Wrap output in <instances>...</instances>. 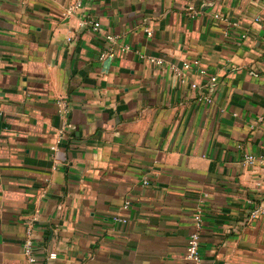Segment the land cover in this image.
Masks as SVG:
<instances>
[{"label": "crops", "instance_id": "crops-1", "mask_svg": "<svg viewBox=\"0 0 264 264\" xmlns=\"http://www.w3.org/2000/svg\"><path fill=\"white\" fill-rule=\"evenodd\" d=\"M75 1L0 0V264H27L29 220L35 264H193L198 207L203 264H264L247 201L264 198V0H83L65 15ZM107 33L130 51L101 58ZM194 58L206 73L183 81L171 65Z\"/></svg>", "mask_w": 264, "mask_h": 264}, {"label": "built area", "instance_id": "built-area-1", "mask_svg": "<svg viewBox=\"0 0 264 264\" xmlns=\"http://www.w3.org/2000/svg\"><path fill=\"white\" fill-rule=\"evenodd\" d=\"M83 0H76L75 3L69 4L65 11V15H71L75 12L76 8L80 7L82 5ZM185 11L187 14H189L192 17L198 16L202 12V7L200 3H189L185 6ZM216 18L220 19H227L222 14L215 13ZM256 20L259 21V17H256ZM84 24H87L88 26L92 27L95 30H98L101 26L100 21H93V20H87L84 22ZM235 24L238 25V22H235ZM147 34L152 35L153 30L150 28H146ZM242 37L246 36V33L241 34ZM108 45L106 48L101 52V58L106 57H113L116 55L118 50H121L122 52L126 53L130 51V46L127 44H121L117 45V37L115 34L107 33L105 36ZM141 56L147 58L150 61L156 62V63H163L164 60L162 58H155L152 56H144L141 54ZM193 66H197L199 71L202 73H206V69L204 67H201L199 58H194L192 60H186L183 62L182 66L177 65H171V67L177 72V74L181 75L182 80L186 81L188 80L187 76V70L190 69ZM212 86L216 85L217 82V76L212 75L210 77ZM190 85L192 88H198V83L195 81H190ZM199 99H204L207 101H212L211 95L208 93H201L199 96ZM57 106L59 109L60 114L64 119L68 118V115L71 110V105L67 99H65L63 96H60L56 99ZM53 148H56V145L53 146ZM244 162L246 164H253L256 162L257 157L250 152H245L243 156ZM143 182L149 183L150 179L147 175L143 176ZM251 205L250 209V217L251 218H258L261 216H264V198L261 199L258 202H255L252 198H248L247 200ZM130 208V201L125 200L123 205L121 206L120 211L117 214L114 215V219L120 222H127L128 217L125 214V212ZM193 224H194V230L191 231V233L188 236L187 239V245H186V254L185 257L187 260L191 261L193 264H203L201 251H200V243H201V233L203 228V211L200 207H198L194 214H193ZM24 253L27 259V264H35L37 261V255L35 252V244H34V224L32 220L28 221V225L25 231V238L23 243ZM48 259H55L57 258V252L55 250H51L48 252Z\"/></svg>", "mask_w": 264, "mask_h": 264}]
</instances>
